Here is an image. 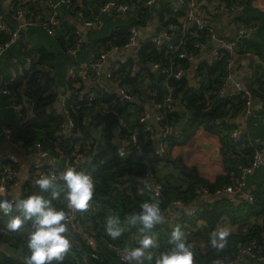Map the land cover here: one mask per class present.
<instances>
[{"label": "trees", "instance_id": "16d2710c", "mask_svg": "<svg viewBox=\"0 0 264 264\" xmlns=\"http://www.w3.org/2000/svg\"><path fill=\"white\" fill-rule=\"evenodd\" d=\"M106 1L108 0L100 1L98 6ZM126 1L139 3L142 0ZM224 1L239 2L244 0ZM245 1L247 2L248 0ZM62 10L72 14L70 10L67 11L64 8ZM155 17L160 20L163 27H168L170 23L177 22V16L173 13L172 4L167 0H160L155 7L144 5L142 8H139L137 16L128 22H120L118 27L112 32L110 31L112 27L114 28V23L112 22V17H109L105 20L102 30L92 31L91 36L82 45L78 53V59H84L80 55L81 50L84 48L89 49L90 53L98 54L101 47H108V44L109 46L124 45L128 40L131 25L146 26ZM31 27L44 32L37 26ZM44 34L49 39L39 34H28L29 38L28 40L26 39L27 41L17 43L20 46L26 47V43L32 42V47L28 49V54L36 58V65L46 64L52 66L54 73L60 78L66 70V66L73 62V59L66 51L74 44L75 28L64 18L62 30L59 31L57 36H53L52 38L47 33L44 32ZM203 37V32L187 35L184 48H191L194 42L202 40ZM7 39L0 32V43H3ZM139 59L140 69L136 74V78L129 80V85L139 95L142 105L122 104L120 106V110L127 112L129 117L127 127L123 128L120 133L128 137L129 134L137 130L139 141L144 142L146 133L144 132V125L139 122L140 115L145 111L144 104H148L152 108L153 104L162 103L168 92V87L172 88L176 103L180 105L181 110L161 109V113L165 117L161 125H178L183 118L185 119V123L180 137L168 138V151L165 156L153 159L155 163H161L163 166L168 167L169 171L165 176L159 177L154 172L155 169H152L156 178L164 186L161 196L156 197L149 192L140 191V183L135 179L144 176L146 166L139 153L135 151L128 158L121 159L116 154V147L111 142H107L105 149L97 156L99 158L105 154H112L113 159L111 161L97 166L95 169H93V166L96 164V159L90 161V163H83L77 166L76 171L90 175L95 184V193L92 199L93 210L89 213H79L78 219L86 230L93 233L98 245L101 264H121L116 259L113 251L109 249V244L139 247V229L142 226L131 224L128 217L133 212H139L140 205L143 202L159 200L162 213L168 204L175 199H180L185 206H191L195 202V190L197 188L205 187L210 191H214L217 188L229 185L236 174V165L238 163H247L253 149L258 147L250 143L249 138H245L241 143L243 149L238 152L236 145L229 137L230 131L236 128V125L229 123L226 118L241 116L246 108L247 100L243 96L225 99L218 94L219 86L226 76L225 57H221L216 61H202L195 73V79L200 77V80L197 82V85L191 87V81L188 76H184L180 80H175L174 78L168 79L164 72L166 67L169 66L170 61H173L172 66L175 71L179 68L185 71L189 70L191 63L188 59H180L176 54L168 52L166 48H158L151 43L143 47L139 54ZM152 62L160 63V69H152ZM126 65L127 62L123 64V66ZM23 80L24 78L17 80L14 86L16 92H18V88L23 83ZM30 82H33V80L29 79L27 85ZM73 85L74 82L69 83V87L72 90H76ZM246 88L261 105L256 114L264 116L263 69H257L253 80ZM25 93L28 95V89ZM34 95L33 117L23 130L20 129L18 136L23 137L28 143L41 142L55 156L58 148L65 152L69 151L70 140L65 136L56 135L62 117L54 115L53 111L48 107L49 101H46V97L38 95L35 91ZM18 100H21V96ZM101 105L100 101L91 103L90 105L86 102H80L74 94L68 99L67 107L71 115L78 122V126L85 139L91 137L92 130L98 127V123L89 121L88 117L97 108H101ZM200 132H204L206 135L215 138L220 144L218 155L221 169L213 180L202 175L195 163L187 164L183 162L181 151L189 146ZM143 144L145 152L153 149L152 143L147 142ZM60 182L63 183V181ZM60 182L55 184V190L57 191H60L62 188ZM52 191L53 189H49L42 192L39 187L34 186L28 195L20 199H25L33 194L41 195L46 200H49L51 205L57 210L67 212V201L64 199V192H60L59 198L52 199ZM251 193L253 195L251 202L245 201L237 206H233L227 198H216L212 202L201 205L203 208L202 212L197 213L193 217L184 216L177 223V226L184 233L186 243L192 246L194 264H213L214 260L219 256H231L235 252L236 244L239 241L247 243L250 240L256 239L264 249V181L258 184ZM15 215H20L15 210V207L11 215H5L3 212H0V264H23L24 257L29 254L27 239L29 233L34 230L33 222L27 221L21 230L10 232L7 229V223L11 216ZM109 217L119 220L118 226L122 230V235L117 240L111 239L106 233V220ZM223 219L242 229L238 234H230L227 237V245L223 250H217L211 244L207 245L206 250L201 249V246L198 244H191L193 239H198L197 237L209 240L210 234L216 230L218 224ZM200 222H202L201 226L199 225ZM165 226L166 221L154 226L151 230V234H154L156 237L158 247L150 249V251L156 254L168 251L173 246L170 243L173 230L169 231ZM193 228L198 229L195 233L189 234ZM66 235L70 239L72 247L66 254L62 264H79L77 261V248L86 249V243L79 234L73 233L71 230ZM7 249H11L14 252L10 254Z\"/></svg>", "mask_w": 264, "mask_h": 264}, {"label": "built area", "instance_id": "2783aa9c", "mask_svg": "<svg viewBox=\"0 0 264 264\" xmlns=\"http://www.w3.org/2000/svg\"><path fill=\"white\" fill-rule=\"evenodd\" d=\"M6 3L15 25L11 26L0 15V32L8 38L0 43V57L17 42L18 37L28 27L37 26L49 36H57L59 31L62 30V8L67 11L70 10L80 23V27L75 29L74 44L66 51L73 59L67 69L66 91L62 94L58 107L53 110L54 115L62 117L56 135L65 136L70 140L69 151L65 152L58 148L55 156L41 142L28 143L23 137L18 136L20 129L23 130L30 123L34 107L30 96L20 94L19 89L22 86L26 87L29 79L33 80L34 86L39 90L52 89L53 81L44 75L46 66L36 65V58L28 54L26 50L25 61L17 66L11 76L0 80V95L13 97L11 107L14 110L13 122L2 130L1 135L11 146L23 147L35 152L37 160L33 164L31 173L34 181L40 178L41 174H44L55 177L53 182L57 184L61 181L60 175L66 168L77 169V166L85 163L86 159L92 156L99 140H103L105 137L103 125L98 123V127L92 130L91 137L84 138L78 122L67 107L68 99L74 94L77 96L78 101L86 102L89 105L94 102L97 103V101L102 103L101 108H97L92 113L99 111L104 114L114 113L117 115L118 122L114 124L111 133L112 138L115 137L118 140L116 154L119 158L125 159L135 151L138 152L146 166L144 176L137 178V182L140 183V191L149 192L156 197L161 196L164 186L152 171L153 159L165 156L168 151L169 137H180L182 134V128L178 125H161L165 118L161 113V109L181 110L180 105L176 103L172 88L168 87V92L162 103L153 104L152 108L146 109L140 115L139 122L144 125V132L146 133L144 142L139 141L137 130L129 134L128 137L120 133L123 128L127 127L129 119L127 112H122L120 106L125 104V100L140 99L139 95L129 85V80L136 78V74L140 69L139 54L148 43L158 48H166L168 52L176 54L178 58H186L190 61L191 68L187 71L182 68L175 71L172 66L173 61H170L169 66L164 70L168 79L180 80L184 76H188L191 81L190 87L197 85L200 80V77L195 79L194 73H196L202 61H216L221 57H225L226 76L219 86L218 94L225 99H232L237 96L245 97L247 105L244 116L247 118L255 115L261 106L258 102H255L246 85L235 79L234 72L237 56L239 55L238 50L244 47V38L251 34L252 28L240 27L236 30L234 38L223 36L221 39H218L216 28L219 17L223 14H235L241 11L244 8V1L213 0L210 7L205 8L200 5L199 0H174L172 8L173 13L177 16V22L170 23L168 27H163L164 31L150 36L141 34L140 29L145 26L131 25L128 40L124 45L109 46L108 44V47L103 46L98 54L90 53L87 61L78 59V53L86 42V29L101 26L105 16L125 17L131 13H138L139 8L144 5L155 6L156 0H142L139 3H130L126 0H108L101 3L97 8H86L83 0H6ZM196 32H203L204 37L202 40L194 42L191 48L185 49L186 36L193 35ZM216 40L219 41L218 46L213 48L211 53H208L207 48ZM112 55L116 56V59L109 61V57ZM243 55L251 56V53L246 50ZM120 56L123 57L119 58ZM125 62H127V65L123 66ZM106 64L107 68H105ZM151 68L160 69V63L152 62ZM19 78H24V80L19 86L18 92H16L14 86ZM70 82H74L73 86L76 90L69 87ZM20 96L23 97L22 100H18ZM150 118H154L156 125L149 121ZM226 119L229 123H232V118L228 117ZM229 137L236 145L237 151L240 152L243 149L241 143L245 138H249L248 129L246 126L243 128L237 126L230 131ZM147 142L152 143L153 146V149L149 152L144 151L143 143ZM94 159H96V164L93 169L111 161L113 155L105 154L99 158L97 156L96 158L91 157V160ZM17 162V157L14 154L7 153L0 156V189H3L0 192V198L13 202L17 200L12 194L14 184H16L18 178V172L15 168ZM257 169L264 170V150L259 147L253 149L247 163L236 165V174L229 185L217 188L214 191H210L205 187L197 188L195 190V202L191 206H185L180 199L172 200L163 212L164 216L167 215L165 228L169 231L173 230L184 216L193 217L202 212L201 205L203 204L201 201H208L212 198H227L233 206L239 205L240 203L235 199V196L239 191L245 189L248 176ZM34 185L38 187L35 183ZM61 187H63V183H61ZM252 200V193H248L246 201L251 202ZM93 207L91 201L86 211H73L67 208L66 212L68 218L65 223L68 232L71 230L73 233L79 234L86 243V249L77 248V261L79 264H101L98 245L93 233L86 230L78 219L79 213H89L93 210ZM108 246L119 263L128 264L124 259L127 246L114 244ZM247 260L264 261V249L256 239L247 243L237 242L235 252L231 256H219L213 264H241ZM131 264H135V261H132Z\"/></svg>", "mask_w": 264, "mask_h": 264}, {"label": "crops", "instance_id": "0c3cea01", "mask_svg": "<svg viewBox=\"0 0 264 264\" xmlns=\"http://www.w3.org/2000/svg\"><path fill=\"white\" fill-rule=\"evenodd\" d=\"M100 1L85 0L84 6L88 8H97L98 3H100ZM167 1H170L172 4L174 0H167ZM212 1L213 0H199V3L205 8H208L210 7ZM159 2L160 0H156L155 6L158 5ZM245 2L246 1L244 0V8L241 11L235 14H223L221 17H219L217 20L216 28L226 38H234L236 35V30L240 27L252 28L251 34L248 37L244 38V44H243L244 47L239 48L238 50L239 55L237 56L235 70H234L235 79L241 81L244 85L248 86L250 82L253 80L257 69H263V65H264V0H248L246 4ZM61 13L63 15V19L65 18V20H67L70 24H72V26L75 29L80 27V23L75 19L73 13L69 14L66 13L65 11H61ZM137 14L138 13H131L125 17H116V18L112 17L114 28L112 27L110 32L116 29L120 22H128L129 20L137 16ZM0 15L11 26L15 25V22L13 21L12 16L9 13L6 0H0ZM108 18L109 16L104 17V22L101 26L85 30L86 41L91 36L92 31L102 30L105 20ZM154 19H157L156 23L154 22ZM150 25L152 26L154 25L156 27L157 26L163 27L160 20L157 17L151 19L145 27H149ZM143 36L146 35L143 34ZM49 37L53 38V36H49ZM28 38H29L28 34L27 35L22 34V38L18 39L17 42H24L26 39L28 40ZM16 43L12 45V47L6 52L8 58H12L14 61H17L15 68H10L9 70L10 76L15 72L17 66L25 61V52L23 54V51L26 50L28 51V49L32 47V42L26 43L27 45L26 47L20 46L18 45L19 43L17 44ZM13 46L17 47L16 55L19 56V58L17 57L18 60H16V58L14 57ZM246 50H248L251 53V56L243 55V53ZM208 53H204V54L209 55ZM89 54H90L89 49L87 48L82 49L80 55L83 56L84 59L81 61H87ZM115 57L116 56L112 55L109 57V59L111 58L112 60H114L116 59ZM122 57L123 56H120L119 58ZM44 66H46L44 75L48 76L53 81V88L47 91H43L37 89L34 86L33 82H30L29 85H27L28 84L27 82L26 87L27 86L28 87L26 88L25 86H22V88L19 89V92L20 94H26L25 92L28 89V96H30V98L33 100V101L31 100L32 105L35 104L34 91L38 95H43L44 97H46V101H49L48 107L50 108L51 111H53L55 108L58 107L60 98L62 94H64V92L66 91V85H67L66 75L69 65L66 66V70L64 71L63 75L60 76V78L57 76L56 73H54V69L52 68V66H48L46 64H44L43 67ZM9 75L4 74L2 68L0 67V80L7 78V76ZM22 98L23 97L21 96V100ZM12 101H13V97L0 95V156L5 155L7 153H11L17 157L18 162L15 164V168L17 169L18 172V178L16 184H14V191H12V194H14V196L17 199H20L28 195L31 188L35 186L31 173H32L33 164L36 162L37 157L35 152L33 151H30L23 147L11 146L5 141L4 137L1 135L2 130L7 125H10L14 120V110L11 107ZM137 105H142V102H140V104ZM144 108L145 110L150 109V106L148 104H144ZM231 121L233 124L236 125V127L239 126L240 128H243L246 126L248 129L250 143L264 150V116L255 114L247 118L244 116L243 113L241 116L232 118ZM107 142H111L115 147L118 144V140L115 137L112 138V136L110 139H107L106 137H104L103 140L100 139L94 150V152H96V155L93 157L96 158V156L102 153V151L106 147ZM97 149L99 150L97 151ZM219 149H220V144L218 140H216L211 136L206 135L204 132H200L196 135V137L191 142V144L185 147L181 151L183 156V162L187 164L195 163L198 167V171L202 175H205L210 180H213V178L219 174V171L221 169V163L218 155ZM90 161H92L91 157L87 158L85 163H90ZM152 165H153V170L156 169L161 173L162 176L166 175L164 169H161L163 164L155 163L153 161ZM262 181H264V170L263 169L255 170L252 174L248 176L247 185L245 189L239 191L236 194L235 199L239 203L245 202L247 199V194L251 193L252 190L258 184L262 183ZM166 220H167V215L165 216V221ZM199 225L201 226L202 222H200ZM218 227H223L228 229L230 231V234H238L240 231H242V229L239 226L233 225L226 219L221 220L217 228ZM197 229L198 228H193L189 234L195 233ZM197 238L198 239H193L191 241V244L193 245L198 244L201 246V249L203 250H206L207 245L211 244L210 239L204 240L200 237ZM7 251L10 254L14 252L11 249H7ZM241 264H264V261L247 260L242 262Z\"/></svg>", "mask_w": 264, "mask_h": 264}, {"label": "clouds", "instance_id": "9594fccd", "mask_svg": "<svg viewBox=\"0 0 264 264\" xmlns=\"http://www.w3.org/2000/svg\"><path fill=\"white\" fill-rule=\"evenodd\" d=\"M55 177L41 174L34 183L44 192L52 191V199H57L60 192H64L67 208L73 211H86L95 193V184L90 175L78 172L75 168L68 167L60 175L63 187L60 191L55 190ZM3 189H0L2 192ZM15 210L20 215L11 216L7 223L10 232H17L23 228L27 221H32L34 230L27 239L29 254L24 257L23 264H62L66 254L70 251L72 244L66 233L65 223L67 213L57 210L41 195L33 194L25 199H17L15 202L8 199H0V212L11 215ZM128 220L131 224H139L140 239L139 247L129 246L125 248L124 259L128 264H194V253L192 246L187 244L182 229L177 226L171 233L170 250L156 254L150 249L158 247L156 237L151 234L154 226L164 223L165 217L160 207V201H145L140 205L139 212H133ZM119 220L112 217L107 218L105 230L107 235L117 240L122 235ZM230 231L218 227L210 234L211 246L217 250H223L227 245V237Z\"/></svg>", "mask_w": 264, "mask_h": 264}, {"label": "water", "instance_id": "95a60500", "mask_svg": "<svg viewBox=\"0 0 264 264\" xmlns=\"http://www.w3.org/2000/svg\"><path fill=\"white\" fill-rule=\"evenodd\" d=\"M154 22L156 23L157 19H154ZM162 31H164L163 27H158V26L156 27L154 25L153 26L150 25L149 27H141V29H140L141 34H145L146 36H150V35H152L154 33H160ZM222 37H223V34L220 31H218V39H221ZM21 38H22V35H20L18 37V39H21ZM218 44H219L218 40L213 41V43L207 48V52H212L213 48L217 47ZM111 60L112 59L110 58L109 61H111ZM105 68H107V64L105 65ZM140 102H141L140 99H135V100H131V101L130 100L129 101L128 100L124 101L125 104H140ZM255 102H257V100H255ZM89 120L91 122L101 123L103 125V130H104L105 137L107 139H110L111 138V133H112V128H113L114 124H116L118 122V117L114 113L104 114V113L98 111V112H95V113H91L89 115ZM149 121L152 124L156 125L154 118H150ZM184 123H185V119L183 118L179 122L178 126L180 128H182ZM157 130H158V126H157ZM98 150L99 149H97V151ZM94 155H96V152H93L91 157H93ZM137 180L138 179H136V181ZM215 199L216 198H212V199H210L208 201H201V203L204 204V203L212 202ZM218 199H220V198H218Z\"/></svg>", "mask_w": 264, "mask_h": 264}, {"label": "rangeland", "instance_id": "374dc122", "mask_svg": "<svg viewBox=\"0 0 264 264\" xmlns=\"http://www.w3.org/2000/svg\"><path fill=\"white\" fill-rule=\"evenodd\" d=\"M27 34H31V35L32 34H39L40 36H43L44 38L49 39L43 32H41L40 30L35 29L33 27H29V28L26 29V31L23 32V35H27ZM16 50H17V47L13 46L14 57L16 58V60H18L17 57L19 58V56L16 55ZM7 56L8 55L5 53L0 58V67L2 68V71H3L4 74L9 75L10 68H15L17 61H14L12 58H8ZM9 76H7V78ZM161 169H163V167H161ZM164 172L166 174L169 173L168 167L164 166ZM155 173H157V175L159 177H162L161 173L159 171H157L156 169H155Z\"/></svg>", "mask_w": 264, "mask_h": 264}]
</instances>
